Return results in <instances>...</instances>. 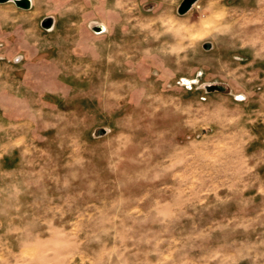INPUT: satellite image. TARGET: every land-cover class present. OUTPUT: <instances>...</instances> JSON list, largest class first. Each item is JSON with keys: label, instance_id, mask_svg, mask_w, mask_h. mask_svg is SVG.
<instances>
[{"label": "rangeland", "instance_id": "1", "mask_svg": "<svg viewBox=\"0 0 264 264\" xmlns=\"http://www.w3.org/2000/svg\"><path fill=\"white\" fill-rule=\"evenodd\" d=\"M181 2L0 4V264H264V0Z\"/></svg>", "mask_w": 264, "mask_h": 264}, {"label": "water", "instance_id": "2", "mask_svg": "<svg viewBox=\"0 0 264 264\" xmlns=\"http://www.w3.org/2000/svg\"><path fill=\"white\" fill-rule=\"evenodd\" d=\"M199 1L200 0H182L181 4L178 7V11H177L178 14L180 16L186 15L194 8V6ZM8 3H14L18 8L23 10H29L32 8L31 0H0V4H8ZM53 24L54 21L52 18H46L42 22V27L46 30H49L53 27ZM103 31H104L103 27H98L95 29V32H103ZM203 48L206 49L207 45L205 44ZM204 89L206 90L207 93H215V92H222L224 90V87L215 84H206L204 86Z\"/></svg>", "mask_w": 264, "mask_h": 264}, {"label": "bare ground", "instance_id": "3", "mask_svg": "<svg viewBox=\"0 0 264 264\" xmlns=\"http://www.w3.org/2000/svg\"><path fill=\"white\" fill-rule=\"evenodd\" d=\"M31 1H32V0H31ZM103 29H104V31H105L106 28L103 26ZM185 80H186V79H185ZM189 81H190V80H189ZM187 84L191 86V85H192V82H187Z\"/></svg>", "mask_w": 264, "mask_h": 264}]
</instances>
